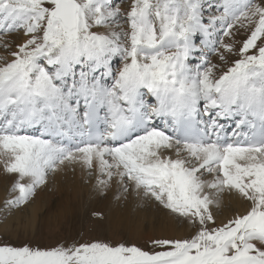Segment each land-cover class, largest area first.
Segmentation results:
<instances>
[{
	"label": "snow or ice",
	"instance_id": "snow-or-ice-1",
	"mask_svg": "<svg viewBox=\"0 0 264 264\" xmlns=\"http://www.w3.org/2000/svg\"><path fill=\"white\" fill-rule=\"evenodd\" d=\"M0 50L2 219L79 171L180 233L0 264H264V0H0Z\"/></svg>",
	"mask_w": 264,
	"mask_h": 264
},
{
	"label": "bare ground",
	"instance_id": "bare-ground-1",
	"mask_svg": "<svg viewBox=\"0 0 264 264\" xmlns=\"http://www.w3.org/2000/svg\"><path fill=\"white\" fill-rule=\"evenodd\" d=\"M1 56H5V52L1 53ZM61 182H64L65 185ZM46 191L47 189L38 193L36 202L30 208L29 216L16 213L13 216L8 217V219L0 228V234L4 232V234H10L11 237L14 238L18 231L26 230L27 227L33 231L37 223L40 222L45 226H48L51 223L57 224L61 221L64 215H67V212L65 214L63 211L62 204L69 202L72 205V203H74V199H81L84 193L87 194L88 198H92L94 201L92 211H97L101 214V216L103 215L106 217L104 224L108 229L114 231L122 229L125 233H127V235L135 236L139 239L145 238L147 235L152 234H156L160 237L180 234L171 227L161 228L158 226L155 230H153L151 217H149L148 220L147 230H145L142 219L139 223L133 225L132 222L137 217H143V213L138 210V204L131 201L127 203H118L115 199L114 190L108 192L102 196V198L96 197V194L90 191V186L82 181L79 171H77L75 174H73L71 171L67 172L66 174H61L54 181H52V192L47 193ZM2 198L3 193L0 195V199ZM91 204H93V202ZM222 212L227 214L228 208L222 209ZM54 217H61V219L57 218L56 220L52 221L51 219Z\"/></svg>",
	"mask_w": 264,
	"mask_h": 264
},
{
	"label": "rangeland",
	"instance_id": "rangeland-1",
	"mask_svg": "<svg viewBox=\"0 0 264 264\" xmlns=\"http://www.w3.org/2000/svg\"><path fill=\"white\" fill-rule=\"evenodd\" d=\"M1 53H4L0 50ZM5 55H7L5 53ZM213 57V58H212ZM212 58V60H211ZM209 60L212 63H216L217 60L214 56H210ZM226 70V69H225ZM65 185L64 182H61ZM51 184L49 189H47V193H51ZM63 185V187H64ZM49 190V192H48ZM3 185H0V195L3 193ZM43 192V191H42ZM96 197L102 198V196L95 195ZM54 201V200H53ZM93 204H91L92 202ZM77 206H76V205ZM73 205V206H72ZM67 202L66 204H62V208L64 215L61 217H54L53 220L57 218L61 219L60 222L51 223L48 226L44 224L37 223L36 227L32 231L29 227L26 230H20L16 233L14 238L11 237L10 234H0V240L7 241L14 245H21L24 243H30L32 245H38L40 247H51L55 246L58 242L63 240H75L83 242L84 240H93V239H101V240H110L113 242L125 240L128 243H136L138 245L143 246L145 242L149 239V237H160L156 234L147 235V237L139 239L135 236H129L122 229L118 231H114L108 229L104 224L106 217L102 215L103 219L101 223H94L93 221L98 218L92 217V208L94 206V201L91 198L87 197V194L84 193L81 199H74V203ZM75 206V207H74ZM78 209V211H77ZM63 215V214H62ZM53 217V215H52ZM5 220L0 216V228L4 224ZM148 229V228H147ZM145 229V230H147Z\"/></svg>",
	"mask_w": 264,
	"mask_h": 264
}]
</instances>
